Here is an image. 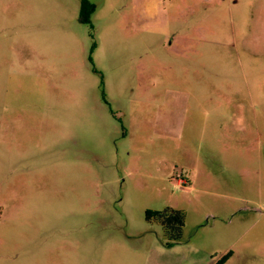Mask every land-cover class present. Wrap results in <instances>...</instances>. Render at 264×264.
Segmentation results:
<instances>
[{
    "label": "rangeland",
    "instance_id": "1",
    "mask_svg": "<svg viewBox=\"0 0 264 264\" xmlns=\"http://www.w3.org/2000/svg\"><path fill=\"white\" fill-rule=\"evenodd\" d=\"M85 1L0 0V264H264V0Z\"/></svg>",
    "mask_w": 264,
    "mask_h": 264
},
{
    "label": "trees",
    "instance_id": "2",
    "mask_svg": "<svg viewBox=\"0 0 264 264\" xmlns=\"http://www.w3.org/2000/svg\"><path fill=\"white\" fill-rule=\"evenodd\" d=\"M88 4L85 0H81L82 19H86L89 14ZM148 218L156 217V219L163 225L167 226H183L184 213L179 210L166 209L164 211H147ZM227 255L224 259L228 258Z\"/></svg>",
    "mask_w": 264,
    "mask_h": 264
}]
</instances>
